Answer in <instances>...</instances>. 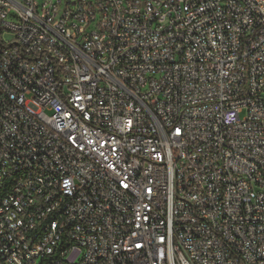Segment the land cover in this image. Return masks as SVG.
Here are the masks:
<instances>
[{"label": "built area", "instance_id": "built-area-1", "mask_svg": "<svg viewBox=\"0 0 264 264\" xmlns=\"http://www.w3.org/2000/svg\"><path fill=\"white\" fill-rule=\"evenodd\" d=\"M0 264H264V0H0Z\"/></svg>", "mask_w": 264, "mask_h": 264}]
</instances>
